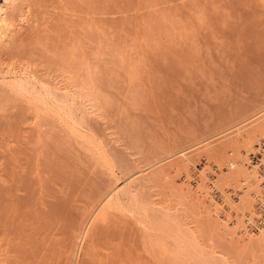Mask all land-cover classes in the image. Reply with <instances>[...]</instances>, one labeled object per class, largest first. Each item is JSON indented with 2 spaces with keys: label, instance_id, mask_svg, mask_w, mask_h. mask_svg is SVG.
<instances>
[{
  "label": "bare ground",
  "instance_id": "6f19581e",
  "mask_svg": "<svg viewBox=\"0 0 264 264\" xmlns=\"http://www.w3.org/2000/svg\"><path fill=\"white\" fill-rule=\"evenodd\" d=\"M122 1L0 4V264H74L77 253V264H140V227L148 240L158 232L166 242L157 245L166 255L160 251V264H169L172 248L179 264L226 262L197 251L193 241L204 238L201 190L178 186L170 170L189 171V150L235 128L245 127L246 143L256 138L263 131L255 117L264 110V87L241 93V103L192 130L179 114L185 124L164 125L161 140L146 131L153 141L148 149L144 119L172 121L162 97L175 79L261 85L264 70L252 74L245 65L264 62V0H200L139 16ZM205 150L221 157L219 144ZM153 183L167 201L174 193L176 205L191 208L198 228L182 226V213L167 207L174 202L157 207ZM251 199L254 214L240 220L221 214L224 221L245 228L246 216L256 215ZM226 236L233 239L219 247L246 248L240 235Z\"/></svg>",
  "mask_w": 264,
  "mask_h": 264
},
{
  "label": "rangeland",
  "instance_id": "374dc122",
  "mask_svg": "<svg viewBox=\"0 0 264 264\" xmlns=\"http://www.w3.org/2000/svg\"><path fill=\"white\" fill-rule=\"evenodd\" d=\"M2 1L3 0H0V4ZM154 1L155 0H123L121 3H123L122 5L126 9H128V8L130 10L133 9L132 13H134L136 16H139L144 11H150L152 9L154 10V9H157L161 6L173 5V6H179V7H187V6L198 3L200 0H188V1L187 0H172L170 2H168L169 0L168 1L156 0V2H154ZM157 1H159V2H157ZM161 2H163V3L166 2V3L161 4ZM157 3L158 4L160 3V5L154 6V4H157ZM146 5H148L147 8H146ZM245 67L247 69H249L248 70L249 73H252V74L262 73L264 70V62L263 61L258 62V60H251L249 63H247V65H245ZM195 78L196 79L193 78V82L189 81L190 85L192 84V86H191L192 90H191L190 86L187 85L189 83L183 84L184 82H188L189 78L183 80L184 82L182 80L175 79L174 82L172 80V82L168 85V87L166 89H169V90H166L165 94L163 95L162 104H164V109L169 108V110L172 113L171 115H173V114H175V115H173L174 117H172V118L170 117L172 120L171 122L168 121V118L164 117V120L162 119V121L165 122V124L160 123V121L158 122L155 119V117H153V119L151 121H150V118L149 119L145 118L146 119V120L144 119V124L146 125L144 127V131H145L144 133L145 134L143 137L144 139L143 138L142 139L146 141L147 146L145 143L142 147H146L147 149H148V146L150 147L149 144L153 143V141L150 140L151 135H153V136L155 135V137H153V138L158 137L159 140H161L164 137V130H165L164 125H166V128L171 127L170 123L174 124V122H176L175 125H180L181 124L180 120H182V117H180L179 114L183 115V117L186 118V119L185 118L183 119V120H185L184 122H186V121L190 122V127H191L190 130H192V129L196 128L198 125H201L202 123H204L206 121H210L213 118H217L220 115V113H218V112L226 110V108H230V107L238 105L237 101L241 103V101H243L242 99L246 98V96H244V98L241 99L243 94L248 93L247 96H249L250 93H254V92L258 91L259 89H261V86H262V88L264 87L263 86L264 82L261 83V85H258V83L255 82L254 80H249V81H247V83H244V84L239 83L237 85H233L232 83H230L226 80H223L221 78L216 79V80L210 79L211 82L209 81V77H207V78L206 77H195ZM172 84H173V86H172ZM205 84H207V86ZM219 86H220V88H218ZM187 87H189V88H187ZM195 87L197 88V91L199 94L195 95V93H192L193 89ZM150 88L152 89L153 87H150ZM170 88H172V89H170ZM199 88H202L203 92L206 91L207 95H204L206 92L203 94L201 89H199ZM188 89H189V91H188ZM186 91H187V93H186ZM167 92H169V94ZM237 92H238V94H237ZM240 94L242 96H240ZM213 95H214V97L211 98V96H213ZM196 96H199V98L198 97L196 98ZM142 97L143 96H141V100L144 101V98L142 99ZM148 97L149 96H147V98ZM177 97H178V99H175ZM215 97L217 99H214ZM151 100H150V98H148L147 104L149 103V101L152 102ZM176 101H177V103H176ZM180 101H181V103H180ZM177 110L178 111L180 110V112H177ZM176 115H179V116H177L178 118L176 117ZM255 119H256L255 121L262 123L261 125L263 126V131L260 134H258L256 136V138H254L250 142L246 143L244 141V137H243L242 133H243V130L245 129V127H241L240 129L235 128L233 130H230L228 132H225L223 134L218 135L217 137L213 138L212 140H209V142L207 141V145H205L206 143H204L205 146L203 145L204 148H201L199 150L193 148L194 151L189 150L188 151L189 153H187V154L185 153L188 156L189 163L191 165L189 168L187 167L189 169V171L187 169H186V171H181L182 173L179 172L178 174L180 176H178L176 171H174L173 169L170 170L172 175H175V181H176L178 186L189 187L194 192L196 190L197 191L201 190V192H200L201 193V201L203 203L202 220L204 221V223H203L204 231H203L202 236L204 238L200 235V238L201 237L203 238V239H200L198 236V238L200 239V241H199V239L197 237H195V240L197 238L198 239L197 241H199L198 243H200V244H198L196 241H193V242H195V245H197V247L199 245V247H198L199 250H197V251H199V252L202 251L203 254L204 253L207 255L209 254L208 257H210V259H211V257H212V259L215 257H217V259H218V257H220L219 258L220 260H222V258H223L224 261H226V262H224V264H264V262L261 261L262 259L264 260V233L263 232H249L242 225H240L239 227L230 226L226 221H224V218L221 215V214H224L225 217H230L232 214H235L240 220V219H243L245 214H251V215L254 214L253 201L251 199L250 194L253 192H257V191L261 194V190L253 183V181L257 180V178L259 177V171L257 168H250L249 166H247L246 165L247 164L246 158L248 157V155L251 152L255 151V146L257 144H260L262 141H264V110L261 114H259L257 117H255ZM174 120H176V121H174ZM154 121H155V123H154ZM184 122L182 123L183 125L185 124ZM255 123H257V122H255ZM160 124H163V128L161 127L162 125H160ZM168 124H170V125H168ZM159 126L161 127L160 129H158ZM148 130H151V135L146 137V135H147L146 131H148ZM158 130H160V131H158ZM161 131H163V132H162V135H160L161 136L160 137V136H158V133L161 134ZM148 137H149V139H148ZM158 138H156V140ZM148 141H149V144H148ZM212 144H214V145L219 144V150L221 151L220 152L221 153L220 158L214 157L213 155H210V154H208V152H206L207 151V150H205L206 147L210 146ZM199 147H201V146H199ZM199 147H197V148H199ZM142 149L145 150V148H142ZM231 152L233 153V157H234L232 160H231V157L229 156V153H231ZM203 159H205L207 163L211 164V166L216 165L220 169L221 174L219 176L218 188H219V191L221 193L222 198L225 200L223 205H218V203L212 197L211 190H210L208 184H209V176L211 174H213V172H212L211 167H209V166L205 167L204 170L201 169L202 166L200 164H201ZM233 160L239 161L237 169L235 171L228 172L226 175H224L223 174L224 170H227L228 169L227 167L230 164L229 161L232 162ZM187 172H188V174H187ZM242 183L248 187L246 188V190H244L243 195L238 202L233 201L230 198V196L227 194L228 193L227 191H228V189H230L232 187H238L239 188L242 185ZM150 186L152 187V189H150V191L151 192L153 191L152 193L154 194V202H156V205L158 204L157 207L162 208L166 203L169 204L170 201L174 202V203L171 202L172 205L167 206V207L170 208V211L173 210L172 213H176V212L182 213L180 215L182 217V219L185 217L182 220L183 221L182 226L183 227L187 226V228L192 227V229H194L195 227L198 228V223L194 222V221H196L195 219H193L195 214H193L191 208H184L180 204L176 205L178 203V202L177 203L175 202V200H176L175 198H177L176 194H174V193L172 194V197L175 196L174 197L175 200L174 199L172 200V197H171V199L169 201H167L166 200L167 197L165 195L166 193L163 190L162 186H160L162 188H160L159 186L157 187V185L155 186V184L153 186L150 184ZM150 186H149V188H151ZM160 189H161V191H160ZM159 191L161 192V196H160ZM163 193H164L165 199H164V196L162 195ZM167 195H169V194H167ZM161 201H163L162 203H164V204H162ZM173 204L175 206H178L179 210H181L180 208H183L187 212H185L184 210L177 211L178 207H177V209L175 207L176 211L173 209L174 207L171 209V207L174 206ZM161 205H163V206H161ZM192 215H194V216H192ZM172 216H174V215H172ZM140 230L143 232V233L140 232V238H139V242H141L140 244L142 247L141 253H140V262H141L140 264H152L153 260L155 261V263H153V264H156L158 261L160 262V259H162L161 255L164 251L161 250L162 248H159L157 245L163 244V243H161V241L162 242H165V241L161 240V238L158 237V234H159L158 232H156L158 238L155 235L156 233H154V237L151 240H148V238H146V236H145V233H148L146 227H143V228L140 227ZM228 232H232L234 234H238L241 236V238L243 240L242 242L246 246V248L238 247L239 251H241V253L239 251H238L239 252L238 253L237 250H234V249H233L234 250L233 252L232 251L228 252L226 248L224 249L222 247H219L221 245V242H225V241L227 242V241L233 239L232 237H229V239H228V237L226 236V234ZM231 235H233V234H231ZM159 240H160V243H159ZM201 241H203V243ZM153 245H155V246H153ZM200 245H203V247H202L203 249L200 248L201 247ZM150 246H152L153 248H151ZM204 247H206L205 249L207 250V252H209V250H210V252L206 253V250H204ZM236 248L237 247L235 246V249ZM228 250H232V249H228ZM160 251L161 252L163 251V252L160 253ZM170 251H173V253L170 252L171 254H173L172 256H170V259L172 258V260H173L174 257L176 256L174 261H175V263H177L178 262L176 260L177 257H179V258H181V257L176 253L174 248H172ZM159 255L161 258L159 257ZM214 255H215V257H214ZM256 255H260V257L256 256ZM164 256H166V255H164V253H163V257ZM203 256L204 255H202L201 258L205 257V256L204 257ZM81 257H82V255L77 253L75 255L74 264H77L79 258H81ZM257 257L260 258L261 263L258 261L259 258H257ZM172 260H170V261H172ZM170 261L168 263L173 264L174 261L173 262H170ZM179 261H180V259H179ZM178 264H179V262H178Z\"/></svg>",
  "mask_w": 264,
  "mask_h": 264
},
{
  "label": "built area",
  "instance_id": "2783aa9c",
  "mask_svg": "<svg viewBox=\"0 0 264 264\" xmlns=\"http://www.w3.org/2000/svg\"><path fill=\"white\" fill-rule=\"evenodd\" d=\"M229 156L231 157V160L234 158L233 153H229ZM230 160V161H231ZM229 161V163H231ZM247 166L250 168H257L259 171V177L257 180L253 181V183L262 191L261 194L252 193L251 198L254 199L255 203V210L256 215L255 217L250 218V216H246L245 221V228L251 232L259 231L260 229H264V141H262L260 144H257L255 146V151L251 152L247 157ZM202 170L207 167L206 160L203 159L201 164ZM234 166L231 165L229 167V170H234ZM213 174L209 176V188L211 190V194L213 199L218 203V205H223L225 200L222 198L220 191L217 189L215 182L218 180V175L221 174L220 169L216 165L211 166ZM248 186L241 185L239 188H230L228 189V195L233 201H238L241 195L243 194V190L246 189ZM235 217V216H234ZM233 217V219H234ZM236 221L232 220V223H235Z\"/></svg>",
  "mask_w": 264,
  "mask_h": 264
}]
</instances>
